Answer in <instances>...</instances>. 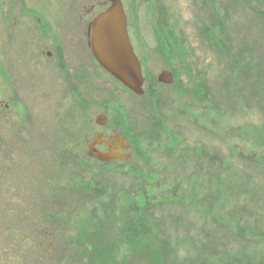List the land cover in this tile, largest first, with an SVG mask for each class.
I'll list each match as a JSON object with an SVG mask.
<instances>
[{
	"label": "rangeland",
	"instance_id": "rangeland-1",
	"mask_svg": "<svg viewBox=\"0 0 264 264\" xmlns=\"http://www.w3.org/2000/svg\"><path fill=\"white\" fill-rule=\"evenodd\" d=\"M3 1L7 3L4 15L1 11ZM12 1L0 0V44L11 38L10 22L18 18L17 7L21 10L24 5L22 0ZM30 1L34 2L36 9L46 6L48 18L55 23L61 36L66 34L68 37V33L71 34L74 22L81 14L77 0ZM121 1L126 6L134 2L135 11L132 15L143 29L144 37L154 44V35L148 25L152 23L153 13L147 1ZM162 2L177 36L184 42L186 54L184 68L179 67L175 60L179 79L173 84L175 98L169 100L175 103H171L165 114L170 120L165 121L169 132L189 145H204L228 155L230 145L237 141L224 139L222 129H242L252 135L253 127H264V36L256 13L259 3L257 0ZM12 11H15L14 14ZM3 21L7 22L6 29L2 27ZM204 28L211 31L209 37L203 35ZM218 29L222 30V36ZM210 36L216 40H211ZM160 54L153 50L149 57V69L154 76L167 70L174 62L168 59L166 62ZM179 87L182 90L177 93ZM170 93L173 94L172 90ZM19 94L20 102L28 107V93ZM5 95L8 98L7 92ZM109 95L102 89L99 94L87 92L82 106L84 118H91L93 107ZM70 97L68 95V121H0V262L160 264L163 254L168 250L154 238L127 243L113 262L85 261L79 255L81 246L77 240L82 241L83 234L88 242L94 239L107 244L111 240L107 230L90 228L93 216L103 223L111 219L112 223L116 215L114 212L121 208L128 210L130 205L123 191L133 187L138 188V193L142 181L138 179V174L125 171L99 170L93 173V165L86 162L80 170L72 163L74 152L68 148L64 154L59 141L61 134H65L67 139L74 138V135L76 137L82 123L72 121L78 117V108L76 100ZM121 97L124 98L123 95ZM50 105L40 103L39 108L26 110L36 117L49 119L58 112ZM136 122L145 133L146 125L153 127L156 121ZM83 123L86 125L87 121ZM159 144L163 145L164 142L151 145L154 149L148 155L151 163L147 164L140 158L132 162L131 167L136 168V171L143 170L146 179L149 176L156 179L157 173H153L152 169L167 167L173 161L165 151L157 148ZM149 165L153 167L149 168ZM75 176L91 180V185L96 184L97 193L106 192L108 197L99 200L92 192L83 193ZM104 187L115 188L107 192ZM164 208L168 212L160 211L156 213V218L163 214L168 217L169 212L174 215L175 204ZM171 225L168 223L165 227L174 234L175 229Z\"/></svg>",
	"mask_w": 264,
	"mask_h": 264
},
{
	"label": "trees",
	"instance_id": "trees-1",
	"mask_svg": "<svg viewBox=\"0 0 264 264\" xmlns=\"http://www.w3.org/2000/svg\"><path fill=\"white\" fill-rule=\"evenodd\" d=\"M144 1L152 9V32L162 39V55L169 61L175 55L176 63L184 68V42L169 21L163 0ZM257 1L264 36V0ZM129 4L134 13V2ZM218 31L222 36V30ZM202 32L207 37L211 33L207 28ZM252 131L248 135L242 129H222L224 139L237 141L230 145L228 155L204 145H189L163 131L161 142L168 140L159 147L173 158L171 164L152 169L156 179H146L142 170H129L127 173L138 174L141 191L137 193L138 188L133 187L123 191L130 205L128 210L115 211L112 223L93 216L90 228L107 230L111 240L107 244L94 239L88 242L81 234L79 255L85 261L113 262L127 243L154 238L169 252L163 254L160 264H264V127ZM75 178L83 193L92 192L99 200L108 197L106 192L97 193L91 180ZM104 188L108 192L115 187ZM170 204H175L174 215L169 212L168 217L156 218L160 211L167 213L164 207ZM168 223L174 234L165 227Z\"/></svg>",
	"mask_w": 264,
	"mask_h": 264
},
{
	"label": "flooded vegetation",
	"instance_id": "flooded-vegetation-1",
	"mask_svg": "<svg viewBox=\"0 0 264 264\" xmlns=\"http://www.w3.org/2000/svg\"><path fill=\"white\" fill-rule=\"evenodd\" d=\"M77 1L81 14L74 20L68 37L57 32L55 23L48 18L46 6L36 9L34 2L22 0L23 8L18 10L17 7L18 18L12 15L15 20L10 22L11 38L0 44V121H68V95H71L70 99L76 100L78 108V117L72 121L82 123L76 137L74 135V138L67 139L65 134H61L59 141L64 154L69 148L74 152L72 158L75 162L72 160V163L80 170L84 162L93 165V173L99 170L119 171L121 167L125 172L136 170L131 167L132 162L142 159L148 164L144 155L149 158V153L154 150L151 145L163 140L159 137L163 131L170 134L165 122L170 120L165 114L168 107L175 103L173 84L179 79V72L175 70V55L170 60H174L172 65L154 76L149 69V57L153 50L162 55V39L154 37V44L146 39L143 29L132 15V9L122 3L127 34L143 79L142 95H135L104 71L89 49L90 23L107 8L108 3L105 0ZM6 4V1L2 2V15L5 14ZM148 25L153 30L154 24ZM2 27L6 29L7 22L3 21ZM149 34L152 36L151 31ZM164 59L167 62L168 58ZM176 64L179 66V62ZM163 72L171 76L170 84L158 82V76ZM21 81L26 85L20 84ZM101 89L107 91L109 97L93 107L91 118H84L82 106L85 94L89 91L99 94ZM181 90L179 87L177 93ZM24 92L28 93V107L20 102L19 93ZM121 95L124 98H120ZM171 97L173 100L170 102ZM40 103L51 104L58 112L45 119L26 110L37 109ZM83 121H87V124L84 125ZM136 121L156 122L153 127L146 125L147 132L144 133ZM167 140L168 137L164 142ZM138 147H141V151ZM98 156L104 160H99Z\"/></svg>",
	"mask_w": 264,
	"mask_h": 264
},
{
	"label": "water",
	"instance_id": "water-1",
	"mask_svg": "<svg viewBox=\"0 0 264 264\" xmlns=\"http://www.w3.org/2000/svg\"><path fill=\"white\" fill-rule=\"evenodd\" d=\"M107 8L93 18L89 26V49L99 66L135 95H142V75L133 52L121 0H105ZM158 82L170 84L171 76L163 72ZM99 160H104L100 156Z\"/></svg>",
	"mask_w": 264,
	"mask_h": 264
}]
</instances>
